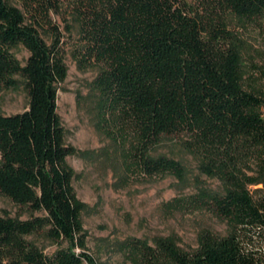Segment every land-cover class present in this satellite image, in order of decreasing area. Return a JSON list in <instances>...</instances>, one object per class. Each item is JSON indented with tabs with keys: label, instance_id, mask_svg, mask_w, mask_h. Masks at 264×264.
<instances>
[{
	"label": "trees",
	"instance_id": "16d2710c",
	"mask_svg": "<svg viewBox=\"0 0 264 264\" xmlns=\"http://www.w3.org/2000/svg\"><path fill=\"white\" fill-rule=\"evenodd\" d=\"M0 0V90L26 80L29 107L0 113V193L31 216L0 215V264H97L82 234V207L67 165L58 87L68 76L51 13L68 4L80 27L81 64L102 66L93 81L110 130L136 138L130 157L147 176L185 175V166L150 151L164 137L184 135L201 170L220 176L224 193L204 191L192 203L233 224L223 237L201 235L192 252L171 238L130 243L142 264H264V199L246 187L242 166L264 173V96L243 85V56L229 16L264 17V0ZM49 25L54 41L41 37ZM29 51L25 64L11 49ZM68 243L46 254L29 237Z\"/></svg>",
	"mask_w": 264,
	"mask_h": 264
},
{
	"label": "rangeland",
	"instance_id": "374dc122",
	"mask_svg": "<svg viewBox=\"0 0 264 264\" xmlns=\"http://www.w3.org/2000/svg\"><path fill=\"white\" fill-rule=\"evenodd\" d=\"M7 1L24 10L21 0ZM51 21L59 28L68 66V76L58 87V113L65 128V142L74 149L67 165L74 174L75 196L82 207L86 249L97 264H142L129 246L134 240L155 245L159 239L171 238L182 250L192 252L205 232L228 235L233 229L229 220L192 203L204 191L224 193V180L202 172L201 158L187 148L184 135L164 137L150 151L152 157L165 155L180 161L185 166L184 177L144 175L130 157L136 138L116 134L104 122L99 92L93 85L102 66L79 62L77 53L82 42L72 9L63 5L51 13ZM228 24L243 56V85L264 96V17L245 21L229 16ZM37 28L49 44L54 41L49 25ZM11 51L22 64L26 63V47L18 44ZM15 78V87L0 90V113L15 114L29 107L26 80L20 75ZM242 172L253 198L264 199V173L256 162L248 160ZM0 215L25 219L31 212L0 193ZM29 239L48 255L68 245L43 235Z\"/></svg>",
	"mask_w": 264,
	"mask_h": 264
},
{
	"label": "water",
	"instance_id": "95a60500",
	"mask_svg": "<svg viewBox=\"0 0 264 264\" xmlns=\"http://www.w3.org/2000/svg\"><path fill=\"white\" fill-rule=\"evenodd\" d=\"M0 156H1V154H0Z\"/></svg>",
	"mask_w": 264,
	"mask_h": 264
}]
</instances>
